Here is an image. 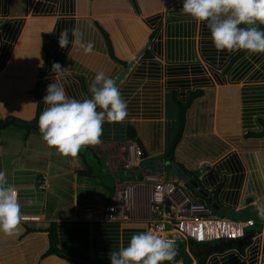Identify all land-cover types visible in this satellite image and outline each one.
<instances>
[{
	"label": "crops",
	"instance_id": "crops-1",
	"mask_svg": "<svg viewBox=\"0 0 264 264\" xmlns=\"http://www.w3.org/2000/svg\"><path fill=\"white\" fill-rule=\"evenodd\" d=\"M180 7V0H0V123H7L0 127V170L15 185L25 217L12 235L0 234V264H64L45 256L52 222L58 247L87 259L75 264H110L112 251L148 230L136 211L128 219L104 216L129 136L157 167L168 166L172 148L175 164L199 184L179 180L199 200L212 198L220 216L242 224L244 236L261 225L241 248L208 250L225 238L188 242L163 264H264V53L217 50L206 24ZM64 29L69 44L60 48ZM72 29L94 43L92 52L71 43ZM53 62L68 67L66 80L51 71ZM97 71L113 79L127 115L102 125L101 143L81 148L90 154L88 168L83 154L49 148L36 122L47 84L89 97ZM175 164L156 175L178 181ZM105 171L111 190L100 176ZM198 247L203 255L196 258Z\"/></svg>",
	"mask_w": 264,
	"mask_h": 264
},
{
	"label": "clouds",
	"instance_id": "clouds-1",
	"mask_svg": "<svg viewBox=\"0 0 264 264\" xmlns=\"http://www.w3.org/2000/svg\"><path fill=\"white\" fill-rule=\"evenodd\" d=\"M180 4L182 14L206 24L217 50H243L246 56L264 53V28L259 27L264 25V0H180ZM68 35V29L60 32V48L68 46ZM72 36L73 45L85 54L92 52L94 43L91 40L82 39L76 29H72ZM51 71L65 80L70 74L68 67L62 68L59 62L51 64ZM88 89L89 97L77 99L66 95L61 83L52 80L46 86L42 97L46 107L40 112L36 123L43 142L62 155L76 156L82 147L101 143L102 125L123 120L127 115V102L113 79L106 77L103 71L94 74ZM129 142L138 144L132 140ZM125 156L126 153L118 172H128L130 177L125 180L119 178V183L133 179L138 172L136 168L125 165ZM141 164H149L144 152ZM114 194L113 203L116 202L115 191ZM128 210H125V214ZM258 211L264 217V207ZM24 218L17 189L0 170V234L12 235ZM175 256L176 244L173 239L146 230L133 234L126 246L112 251L109 260L110 264H163L172 261Z\"/></svg>",
	"mask_w": 264,
	"mask_h": 264
},
{
	"label": "built area",
	"instance_id": "built-area-1",
	"mask_svg": "<svg viewBox=\"0 0 264 264\" xmlns=\"http://www.w3.org/2000/svg\"><path fill=\"white\" fill-rule=\"evenodd\" d=\"M125 153V165L136 168L138 172L133 179L125 181H130L131 186L116 192V202L106 207L104 216L109 220L120 217L128 219L136 211L146 216L148 230L163 238L173 239L176 248L191 241L197 243L244 237L242 224L217 214L212 198L207 196L205 201H197L185 183L164 181L150 173L152 171L141 164L143 151L138 144L127 143ZM123 196L134 197L133 206H122ZM208 199L212 202L208 203ZM125 210H128L127 214Z\"/></svg>",
	"mask_w": 264,
	"mask_h": 264
},
{
	"label": "trees",
	"instance_id": "trees-1",
	"mask_svg": "<svg viewBox=\"0 0 264 264\" xmlns=\"http://www.w3.org/2000/svg\"><path fill=\"white\" fill-rule=\"evenodd\" d=\"M114 59V58H113ZM12 122H14V121H10V123H12ZM19 123V122H18ZM20 125H21V123H19ZM5 125L7 126V123H4V124H2V123H0V127H5ZM40 133V132H39ZM129 138L132 140V141H134V142H136V140H134V138L132 137V136H129ZM138 143V142H137ZM174 150L171 148V151H169V153H167V155H166V163L168 164V166L170 167L172 164H175V159H174ZM78 154L79 155H82L83 153H79L78 152ZM84 155V158H83V161H84V164L86 165V166H88V168H90V162H91V160H88V157H90V154L89 155H86V154H83ZM95 155L94 154H92V158L94 157ZM90 163V164H89ZM168 166H165V165H161L160 167H157V165L156 164H153V163H151V164H147L146 165V167L145 168H148V169H150V170H152V172H150L149 170V172L150 173H153V174H159V173H161V172H159V171H163V169L164 170H167L169 167ZM176 166V167H175ZM175 168L178 170V178H181V179H183L182 177H185V180H190V181H193V183L194 182H196L197 184H199L198 183V179H196L195 177L193 178V175L192 174H189L188 172H186L185 170H182L181 169V166L179 165V164H175ZM87 169V168H86ZM88 171H89V169H87ZM176 170V171H177ZM85 172H87V171H85ZM118 172V171H117ZM130 174H128V172H125V173H122V172H118L117 174H115V183H114V185H115V187H113L114 185H112V182H111V186L115 189L116 188V185L119 183V178L121 179V180H125V179H127L128 177H130L129 176ZM137 176L138 177H140L138 174H137ZM182 176V177H181ZM180 179V180H181ZM180 180H178L177 181V183H180L181 181ZM187 180V182H189ZM117 181H118V183H117ZM108 182V181H107ZM187 185V184H186ZM105 186H106V183H105ZM111 186H109V185H107V187L106 188H108V189H110L111 190ZM188 186V185H187ZM113 189V190H114ZM188 189L189 190H191V192H192V194L194 195V198H196V200L197 201H200V202H203V201H205V199L204 198H200V200L198 199V197H197V195L199 196V194H198V192L191 186V185H189L188 186ZM115 191V190H114ZM115 195V194H114ZM114 195H113V198H112V200L111 199H109L110 201H114L115 200V197H114ZM196 196V197H195ZM213 200V199H212ZM214 201V200H213ZM215 210V212L217 213V214H219L217 211H216V208H214ZM256 217V216H255ZM233 218H237V219H239L238 218V215H233ZM254 219V218H253ZM256 224H254L253 226H251V227H248V229H247V232H252V233H255L256 231H258L259 230V228H260V224L258 223V221H256L255 222ZM48 228V230H46L47 232H48V238H49V249H48V251H46V253H45V256H47V255H57V257H59L60 259H63V260H65V263L64 264H75V262L77 261V260H79V261H87V259L85 258V257H83V258H81V257H79V256H76V255H73V253L71 254L70 252H66V251H63V250H61L59 247H58V244H57V235H56V228H57V225L56 224H54L53 222L52 223H50L49 224V226L47 227ZM252 228V229H251ZM254 231V232H253ZM246 232V233H247ZM248 234V233H247ZM189 243H191V242H189ZM192 243H194V242H192ZM193 245V244H192ZM180 247H182V245H180ZM199 249H195L194 251H193V254L195 255V257L196 258H198L199 256H202L203 255V253H200L199 254V251H200V247H198ZM178 249H179V247H178ZM177 249V250H178Z\"/></svg>",
	"mask_w": 264,
	"mask_h": 264
},
{
	"label": "rangeland",
	"instance_id": "rangeland-1",
	"mask_svg": "<svg viewBox=\"0 0 264 264\" xmlns=\"http://www.w3.org/2000/svg\"><path fill=\"white\" fill-rule=\"evenodd\" d=\"M19 127H21L20 125H19ZM9 130V133L12 131V130H14V128H13V125H11V127H9L8 128ZM18 130H20V128H17ZM22 132H23V130H22ZM22 132H21V134H19L17 131H15L14 132V136L16 137V138H20L21 136H22ZM25 130H24V135H25ZM23 135V136H24ZM170 175L171 176H173L174 174H172L171 172H170ZM101 177H103L104 178V183H105V178L108 180L109 179V175L106 173V171L105 172H102L101 173V175H100ZM177 178V177H176ZM178 180H179V178H178ZM111 181H108V182H106V187H107V185H111V183H110ZM130 182V181H129ZM129 182H122V183H118L117 185H116V188H115V192H118V191H120V190H122V189H125V188H128V187H130L131 186V184L132 183H129ZM112 185H113V183H112ZM104 186H105V184H104ZM134 197H125V196H123V200H122V203H121V205L122 206H126V205H128V206H133V204H134ZM208 245H211V244H208ZM202 246V245H201Z\"/></svg>",
	"mask_w": 264,
	"mask_h": 264
},
{
	"label": "water",
	"instance_id": "water-1",
	"mask_svg": "<svg viewBox=\"0 0 264 264\" xmlns=\"http://www.w3.org/2000/svg\"><path fill=\"white\" fill-rule=\"evenodd\" d=\"M195 184V183H194ZM212 200L208 199V203H211ZM213 207H215V204L213 203ZM216 208V207H215ZM253 238V234H247L244 237H242L241 239L234 241V240H229L227 243L225 242H220L218 243L216 246H211L210 248H208V250H215V251H219L222 250V245L226 248L231 247L232 245H234L237 248H241L243 245L249 243L251 241V239Z\"/></svg>",
	"mask_w": 264,
	"mask_h": 264
}]
</instances>
